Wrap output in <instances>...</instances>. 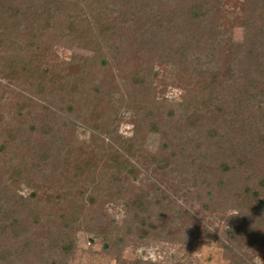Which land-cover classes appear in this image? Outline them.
Segmentation results:
<instances>
[{
    "label": "rangeland",
    "instance_id": "374dc122",
    "mask_svg": "<svg viewBox=\"0 0 264 264\" xmlns=\"http://www.w3.org/2000/svg\"><path fill=\"white\" fill-rule=\"evenodd\" d=\"M137 1L61 0L63 7L50 20L11 15V18H0V24L9 33L5 39H1L3 32L0 37V145L7 140L12 144L4 157L10 159L18 149L20 155L31 162L34 160L31 150L44 146L48 138L43 129L49 125L55 128L52 133L72 143L73 149L78 148L79 156H86L89 145L95 143L94 134L105 128L116 129L124 138L112 142L106 135L97 143L105 147L110 140L113 150L131 155L133 178L130 174L116 177L113 168L101 172L99 177L110 178L112 183L130 181L136 191L148 193L152 202L173 207L182 239L170 242L142 235L143 232L126 236L131 199L126 194L123 197L120 193L108 194L104 181L90 194L91 202L76 188L67 201L56 200L57 189L65 184L60 173H56L52 181L35 175L29 186L22 182L13 186L11 173L3 175L4 170H1L0 182L26 199L32 192L35 194L36 211L28 215V219L37 217L38 212L59 216L70 209L82 210L85 214L81 226L74 229V253L61 264H264L261 245L251 244L249 237L233 241L229 225V217L234 213L232 208L207 206L199 199V191L192 181L152 155L158 134L144 129L146 135L137 139L145 151L130 148L128 138L137 123L134 109H143L152 85L151 80L141 82L130 90L137 66L134 56L142 52L137 47L142 38L135 32L140 18L133 20L125 18L124 14L129 16L125 4ZM244 2L218 0L214 6L220 57L226 56L228 45L242 43L248 7ZM180 3L181 0H140V6L146 10L139 14L152 25L156 24L155 17L170 14L173 18L164 20V33L180 38L179 33L193 27L188 18L178 17ZM15 28L20 34L15 33ZM30 30H41L42 35L32 37ZM101 59H106L108 64L101 66ZM154 65L159 76L154 79L160 97L181 100L186 85L178 76L180 65L170 64L172 74H168L164 66ZM203 65L204 68L206 63ZM99 135L103 137L102 133ZM12 137L15 138L13 143ZM83 147L84 154L81 153ZM259 151L254 149L249 155L248 165L264 166ZM40 166L44 174L50 172L47 163ZM262 175L260 169L258 178ZM258 178L253 179V183ZM86 210L91 213H85ZM28 219L27 226L31 223ZM259 220L255 223L264 230ZM37 221L38 225L47 226L42 219ZM30 237L41 241L44 233L40 228L32 229ZM48 246L45 243L42 247L47 249ZM26 257L28 264H38L30 251ZM0 264L4 263L0 261Z\"/></svg>",
    "mask_w": 264,
    "mask_h": 264
},
{
    "label": "trees",
    "instance_id": "16d2710c",
    "mask_svg": "<svg viewBox=\"0 0 264 264\" xmlns=\"http://www.w3.org/2000/svg\"><path fill=\"white\" fill-rule=\"evenodd\" d=\"M244 1L248 7L242 43L228 45L224 57L219 56V33L214 18L218 0H181L178 17L193 23L192 28L177 35L181 39L164 33V20L173 18L170 14L155 17L156 24L152 25L139 14L146 10L140 6V0L125 4L129 15L124 14L125 18H140L135 32L142 38V43L137 44L142 52L134 56L137 66L130 90L141 82L152 81L145 106L142 110L134 109L137 123L128 143L131 149L145 151L137 137H144L145 130L158 134L156 151L149 154L192 181L199 191V199L207 206L234 210L229 217L233 241L249 237L251 244L264 248V230L255 223L259 218L264 224V166L248 165L254 149L260 150L258 155L264 158V0ZM62 3L61 0H0V18H11V15L50 20L63 7ZM20 32L15 28L17 35ZM8 35L1 23V39ZM29 35L41 36L42 32L30 30ZM173 62L180 65L178 76L186 85L178 101L160 97L154 79L159 77L154 70L155 63L172 74ZM210 62L213 65L208 66ZM203 63H206L204 68ZM107 64L106 59H101V66ZM250 104H253L251 108ZM53 128L46 125L43 129L48 139L39 150L32 148L34 160L31 162L18 149L10 159L4 157L12 144L7 140L0 145V171L4 170L3 175L11 173V185L22 182L29 186L35 175L52 181L60 173L65 184L57 189L56 200L67 201L76 188L91 202L90 194L104 181L108 194L120 193L122 197L126 194L131 199L126 236L143 232L142 235L170 242L182 239L173 207L152 202L148 193L136 191L130 181L112 183L110 178L99 177L110 168L117 172L116 177L133 175L131 155L114 147L113 150L110 140L105 147L97 143L106 135L112 142L124 138L116 129L105 128L94 134L95 143L89 145L87 155L79 156L78 148L73 149L72 143L52 133ZM14 139L11 138V143ZM81 149L84 154V147ZM41 163L50 166L49 173L39 169ZM260 169L263 175L258 178ZM255 178L258 179L253 183ZM34 197L32 192L26 199L0 182V261L4 264H28L24 258L28 251L38 259V264H61L74 253V229L81 226L85 214L82 210L70 209L59 216L38 212L37 217L28 219L36 211ZM27 219L31 222L29 226ZM39 219L47 222V226L38 225ZM39 228L44 233L41 241L30 237L31 230ZM45 243L49 244L47 249L42 247Z\"/></svg>",
    "mask_w": 264,
    "mask_h": 264
}]
</instances>
